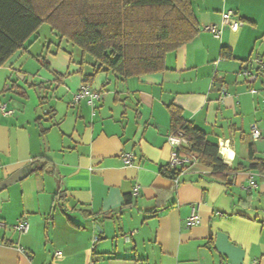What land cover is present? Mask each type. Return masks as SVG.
I'll list each match as a JSON object with an SVG mask.
<instances>
[{
  "label": "crops",
  "instance_id": "obj_1",
  "mask_svg": "<svg viewBox=\"0 0 264 264\" xmlns=\"http://www.w3.org/2000/svg\"><path fill=\"white\" fill-rule=\"evenodd\" d=\"M191 3L199 31L163 71L125 81L98 73L87 82L96 97L74 102L92 69L77 49H57L46 23L0 66V104L12 112L0 110V182L34 158L49 163L0 191V264H264V171L247 169L250 148L264 161V0ZM227 11L237 31L222 27ZM210 25L220 39L203 30ZM170 105L244 170L224 180L195 163L176 185L161 176ZM193 208L200 221L188 228ZM21 218L26 233L13 229Z\"/></svg>",
  "mask_w": 264,
  "mask_h": 264
},
{
  "label": "trees",
  "instance_id": "obj_2",
  "mask_svg": "<svg viewBox=\"0 0 264 264\" xmlns=\"http://www.w3.org/2000/svg\"><path fill=\"white\" fill-rule=\"evenodd\" d=\"M42 23L62 40L57 49L72 57L68 48L77 49L79 64L92 69L83 79L86 86L101 72L121 81L161 72L165 56L190 42L199 31L191 0H0V66L18 50L30 48L32 42L25 44ZM221 57H230V53L222 51ZM168 110L170 132L184 133L189 143L185 154L194 156L196 163L224 180L229 173L244 170L241 165H226L218 145L185 121L179 108L170 105ZM53 113L51 110L48 115ZM30 165L32 173L45 170L49 163L39 157ZM247 169L264 171V161L254 158L252 148ZM159 173L176 180L184 172L167 164L160 166ZM131 204V195H126L123 206Z\"/></svg>",
  "mask_w": 264,
  "mask_h": 264
},
{
  "label": "built area",
  "instance_id": "obj_3",
  "mask_svg": "<svg viewBox=\"0 0 264 264\" xmlns=\"http://www.w3.org/2000/svg\"><path fill=\"white\" fill-rule=\"evenodd\" d=\"M234 12L233 11H227L222 14V27H228L231 31H237L240 26V22L236 19H234ZM203 30L206 32H209L215 39H220L221 36V29L215 27V26H205L203 27ZM244 75H246L247 79L250 81H254L256 79V76L252 74L251 71L245 70ZM251 93H255V90L250 91ZM226 94L225 90H222L220 92L221 97H223ZM92 98L96 97L95 95L91 94L89 92V86L81 85L79 88V91L74 95V102H79L80 100L84 98ZM0 110L4 115H10L12 112L6 110V106L0 104ZM251 135L253 139H257L260 137V132L257 129L255 125L251 126ZM167 143L171 148V155L168 162V165L172 169H182L183 172L186 171L188 167L196 163L195 157L192 155L185 154V149L189 147L188 140L185 138L184 133L181 131H177L175 133H170V135L167 138ZM219 153V150H218ZM133 159V154L131 153H124L121 155V161L124 165L131 164V161ZM173 182L176 184L179 183V179L173 180ZM250 188L255 187V183L250 180L249 184ZM138 193V188H135L133 191V194L136 195ZM199 217L197 214V208H193L190 216L188 217L186 221V226L188 228H191L199 223ZM29 224L26 218L19 219L14 225L13 229L19 233H26L28 230ZM96 240V238L94 239ZM61 253L56 252L55 257H60ZM92 264V263H91Z\"/></svg>",
  "mask_w": 264,
  "mask_h": 264
},
{
  "label": "water",
  "instance_id": "obj_4",
  "mask_svg": "<svg viewBox=\"0 0 264 264\" xmlns=\"http://www.w3.org/2000/svg\"><path fill=\"white\" fill-rule=\"evenodd\" d=\"M31 172V165L26 166L23 170L14 173L13 175H11L9 178H7L4 181L0 182V191L11 186L14 185L18 182H20L21 180H23L24 178H26Z\"/></svg>",
  "mask_w": 264,
  "mask_h": 264
},
{
  "label": "rangeland",
  "instance_id": "obj_5",
  "mask_svg": "<svg viewBox=\"0 0 264 264\" xmlns=\"http://www.w3.org/2000/svg\"><path fill=\"white\" fill-rule=\"evenodd\" d=\"M44 31H45V33H46V31L47 32L49 31V29H48V27L46 25L45 26H42V28L40 29L41 35L44 34Z\"/></svg>",
  "mask_w": 264,
  "mask_h": 264
},
{
  "label": "bare ground",
  "instance_id": "obj_6",
  "mask_svg": "<svg viewBox=\"0 0 264 264\" xmlns=\"http://www.w3.org/2000/svg\"><path fill=\"white\" fill-rule=\"evenodd\" d=\"M226 155H227V156H230V155H231V153H230L229 151H227Z\"/></svg>",
  "mask_w": 264,
  "mask_h": 264
}]
</instances>
